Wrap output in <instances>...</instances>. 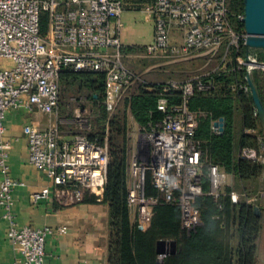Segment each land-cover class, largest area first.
<instances>
[{"label": "built area", "instance_id": "obj_1", "mask_svg": "<svg viewBox=\"0 0 264 264\" xmlns=\"http://www.w3.org/2000/svg\"><path fill=\"white\" fill-rule=\"evenodd\" d=\"M123 8V0H0V221L9 222L7 238L18 253L10 264H45L48 236L68 229L20 226L16 220L14 191L24 182L13 178L8 161L11 141L4 135L9 110L25 107L53 116L44 129L24 126L29 162L55 185L70 186L76 200L81 201L87 189L102 200L109 162L107 137L104 143L90 141L82 133L65 137L60 113V75L65 68L104 73L110 108L138 82L160 93L151 120L139 128L148 147L128 158L127 199L140 229L150 226L159 200L145 193L147 172L165 200L179 204L181 225L188 233L202 222L196 200L205 194L217 199L227 186L233 187V175L213 161L197 138L200 117L206 114L193 110L190 103L196 93L213 91L214 78L221 74L233 75L230 87L236 94L251 95L247 67L252 72L264 70V62L246 46L247 33L241 27L244 11H233L230 0H154L146 7L155 23L154 40L145 47L148 54L169 61L207 56L218 64L187 79L149 82L122 60ZM43 14L48 17L46 38L41 37ZM173 30L183 34L182 43L172 41ZM173 92H180V99L175 100ZM81 117L78 113L76 118L82 121ZM214 122L212 132L221 134L223 130ZM240 156L264 162V144L260 152L247 148ZM48 195L45 188L31 198L37 202ZM229 196L233 203L242 196L252 202L245 191L233 189Z\"/></svg>", "mask_w": 264, "mask_h": 264}, {"label": "trees", "instance_id": "obj_2", "mask_svg": "<svg viewBox=\"0 0 264 264\" xmlns=\"http://www.w3.org/2000/svg\"><path fill=\"white\" fill-rule=\"evenodd\" d=\"M132 6L138 8L136 4ZM230 7L233 11L243 12L244 0H230ZM46 19L47 14H44L41 20L43 29H46ZM259 61L264 62V59ZM263 72L256 69L252 76L264 103ZM60 80L62 91H86L93 102L96 125L87 132L88 139L104 143L107 137L109 162L101 200L109 209L107 264H256L257 241L263 224L262 208L259 214L256 210L259 205L247 203L244 196L238 203H233L229 193L235 186H227L225 194L217 199L209 194L200 196L196 206L201 211L202 222L188 233L181 225L179 204L167 202L163 193L154 188L151 173L147 172L145 193L155 195L159 200L152 209V221L147 229H140L136 218L132 220L127 199L128 113L130 111L141 126L146 125L151 120V112L156 109L160 96L158 90L138 82L125 94L122 102L110 108L104 73L75 72L65 68ZM232 80V74L216 76V88L209 93H196L190 106L206 114L200 117L197 129V138L203 141V148L214 162L241 180L242 192L252 198L259 194L264 162L242 157L240 152L247 148L260 152L264 144V128L251 95L236 94L230 87ZM170 95L175 100L180 99V92ZM220 118L225 120L224 130L221 134H214L212 123ZM247 128L256 132L247 133L244 131ZM58 187L73 194L70 186ZM204 189H209L208 179H205ZM83 200L95 202L97 196L87 189ZM160 240H175L177 251L159 259L157 243Z\"/></svg>", "mask_w": 264, "mask_h": 264}, {"label": "crops", "instance_id": "obj_3", "mask_svg": "<svg viewBox=\"0 0 264 264\" xmlns=\"http://www.w3.org/2000/svg\"><path fill=\"white\" fill-rule=\"evenodd\" d=\"M153 2L154 0H141L139 3H136L135 0H123V5L125 9L133 8L134 10L142 9L145 11L146 7ZM134 4L138 5V8L133 7ZM149 16L154 19L152 14ZM171 36L173 42L182 43L183 34L180 31L173 30ZM143 47L146 46L140 48L143 49ZM190 59L191 61H203L205 67L208 68L204 72L212 70L218 64V60L209 62L207 56H196ZM180 61L168 60L164 63L170 64ZM52 119L53 116L47 113L30 112L25 107L11 109L7 112L4 138L11 141L8 160L11 175L13 178L24 182L23 186L14 191L16 220L20 226H47L53 229L61 226L67 227V233H54L48 236L45 245V264H107L108 205L101 200L92 202L82 199L77 201L73 194L63 192L45 173L29 162L28 142L23 133L24 126L31 124L44 129ZM232 180L233 186H235L234 190L241 193V180L234 175ZM45 188L49 189V195L33 202L31 196ZM262 197L260 194H255L250 198L253 205H259V210L262 208L260 211L263 216V224L257 241L256 264H264V206ZM8 227V221H0V264H10L18 256L14 246L7 238Z\"/></svg>", "mask_w": 264, "mask_h": 264}, {"label": "rangeland", "instance_id": "obj_4", "mask_svg": "<svg viewBox=\"0 0 264 264\" xmlns=\"http://www.w3.org/2000/svg\"><path fill=\"white\" fill-rule=\"evenodd\" d=\"M149 15L146 10L142 9H123L122 21L124 25L121 39L124 55L122 60L129 69L141 74L149 82H163L170 78L187 79L208 69L203 61H191V59L166 64L164 62L169 59L161 58L160 55H149L145 47L141 49V46H146L154 40L155 23ZM46 22V29L41 27L42 38H46L48 34V17ZM251 52L255 54L257 60L264 59L263 50L251 49ZM146 69L148 70L145 71ZM259 70L264 71L263 69ZM87 95L88 92L76 89H63L62 91L60 113L63 117L62 129L67 139H72L81 133L87 135V132L92 131L96 125L95 108ZM78 113L82 116V121L77 120ZM261 127L264 128L262 124ZM139 128L140 124L129 111L127 132L129 158L139 148L146 150L148 147L146 141L140 137ZM259 194L263 196L262 204L264 206V178L261 181ZM131 216L134 221L137 217L135 209H131Z\"/></svg>", "mask_w": 264, "mask_h": 264}, {"label": "water", "instance_id": "obj_5", "mask_svg": "<svg viewBox=\"0 0 264 264\" xmlns=\"http://www.w3.org/2000/svg\"><path fill=\"white\" fill-rule=\"evenodd\" d=\"M244 28L247 33L246 46L248 49H257L264 51V0H244ZM252 69L247 67V80L251 90V97L254 101L257 115L264 127V103L259 93L257 84L252 76ZM225 120L220 118L214 122L215 127L224 130ZM256 210L260 214L259 208ZM177 251L175 240H160L157 243V252L159 259H163L168 253Z\"/></svg>", "mask_w": 264, "mask_h": 264}, {"label": "bare ground", "instance_id": "obj_6", "mask_svg": "<svg viewBox=\"0 0 264 264\" xmlns=\"http://www.w3.org/2000/svg\"><path fill=\"white\" fill-rule=\"evenodd\" d=\"M263 67H264V63L263 64H261Z\"/></svg>", "mask_w": 264, "mask_h": 264}]
</instances>
